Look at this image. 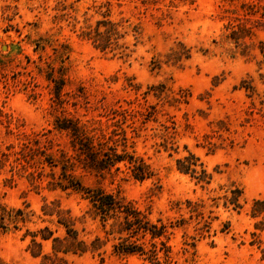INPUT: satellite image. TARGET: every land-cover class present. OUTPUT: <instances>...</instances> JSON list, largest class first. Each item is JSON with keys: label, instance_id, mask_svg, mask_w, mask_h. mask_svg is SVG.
<instances>
[{"label": "rangeland", "instance_id": "obj_1", "mask_svg": "<svg viewBox=\"0 0 264 264\" xmlns=\"http://www.w3.org/2000/svg\"><path fill=\"white\" fill-rule=\"evenodd\" d=\"M247 4L257 6L255 15L247 16L249 32L237 43L230 27ZM263 17L264 0H0V148L18 142L7 135L8 122L14 131L30 134L52 130L63 115L107 122L105 114L119 105L152 106L151 122L137 119L136 131L128 128V135L129 151L151 165L154 179L80 171L84 185L119 193L150 211L154 222L189 219L175 204L202 201L213 222L211 236L196 232L195 223L176 230L168 242L171 264H264V216L252 215L255 201L264 200ZM104 20L117 24L119 32L106 52L82 36ZM52 67L65 81L61 106L54 102ZM57 144L65 147L66 137H57L56 149ZM189 153L212 175L210 185L178 171L177 160ZM8 176L0 175V202L29 204L37 222L28 225L31 230L49 225L42 222L45 204L76 217L87 210L79 194L51 191L47 181L36 190L26 178L11 187ZM235 189L244 193L241 210L225 207ZM78 228L91 239L105 236L90 220ZM25 233L0 238L2 263L40 262L31 256ZM112 245L104 262L92 255L74 261L150 264L138 256H115Z\"/></svg>", "mask_w": 264, "mask_h": 264}, {"label": "trees", "instance_id": "obj_2", "mask_svg": "<svg viewBox=\"0 0 264 264\" xmlns=\"http://www.w3.org/2000/svg\"><path fill=\"white\" fill-rule=\"evenodd\" d=\"M256 7L245 5L244 9H247L243 17L238 19L237 25H231L230 38L237 43L244 39V32H249L245 22L248 15H255L252 11ZM82 36L91 40L97 49L106 52L112 46L114 37L119 36L118 25L109 20L100 21L95 30L87 31ZM63 71L64 66L59 70L61 77H64ZM55 73L52 67V78L49 79L53 83L54 102L61 106L65 81ZM151 109L152 106L136 110L119 105L105 114L107 122L97 119L83 122L63 115L56 117L52 130L30 134L14 131L8 122L7 135L15 136L18 142L9 143L5 149L0 148V175L9 174L5 179L6 184L15 187L18 179L26 178L31 187L40 190L47 181L46 188L51 191L60 189L79 194L87 202V210L82 217H76L71 210H63L60 205L45 204L42 207L45 217L42 222L49 225L31 230L28 225H37V222L33 221L35 213L30 210L29 204L16 208L0 202V238L26 229L23 238L31 237L29 251L34 259L40 260L38 264H77L74 259L87 255L97 256L104 262L109 243H113L112 254L115 256H138L150 264H171L172 249L168 242L176 230H186L195 223L196 232L203 237L206 233L211 236L213 222L211 217H206L202 201L175 204L177 212L186 211L189 219L181 215L180 218L154 222L150 211L141 210L136 203L126 200L119 193H110L102 187L85 186L79 175L80 171L101 177L122 173L126 178L139 182L154 179L156 175L151 165L135 151H129L133 137L128 135V128L133 129L137 119L143 120L144 124L151 122ZM0 115L3 116L1 110ZM60 136L66 137L67 144L65 147L57 144L56 149V139ZM47 168L50 169L49 173H46ZM177 169L196 179L198 184L210 185L212 182V175L193 153L178 159ZM231 194L226 198L225 207L241 210L243 191L235 189ZM252 215L256 218L264 216V200L255 201ZM89 220L99 223L104 237L97 235L91 239L82 234L86 229L80 230L78 224H86ZM228 229L229 225L225 226L223 232ZM45 244H50L48 253L44 251ZM0 263L4 264L1 260Z\"/></svg>", "mask_w": 264, "mask_h": 264}]
</instances>
